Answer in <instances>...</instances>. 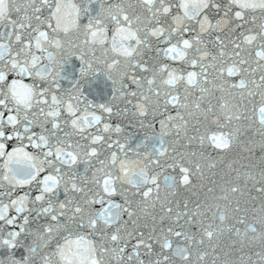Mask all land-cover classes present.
Segmentation results:
<instances>
[{"label":"snow or ice","instance_id":"snow-or-ice-1","mask_svg":"<svg viewBox=\"0 0 264 264\" xmlns=\"http://www.w3.org/2000/svg\"><path fill=\"white\" fill-rule=\"evenodd\" d=\"M0 264H264V0H0Z\"/></svg>","mask_w":264,"mask_h":264}]
</instances>
